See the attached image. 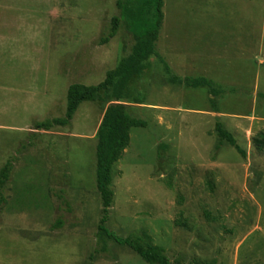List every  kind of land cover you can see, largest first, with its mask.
Instances as JSON below:
<instances>
[{"label":"rangeland","instance_id":"1","mask_svg":"<svg viewBox=\"0 0 264 264\" xmlns=\"http://www.w3.org/2000/svg\"><path fill=\"white\" fill-rule=\"evenodd\" d=\"M117 1L0 0V171L12 163L0 264H149L97 236L96 133L109 103L86 101L70 125L33 128L64 116L71 84H98L132 50L123 26L102 42ZM162 12L159 55L124 99L148 126L131 129L114 166L107 225L163 246L173 264H264V0H163ZM173 77H207L221 92L214 101ZM217 121L247 157L217 148Z\"/></svg>","mask_w":264,"mask_h":264},{"label":"trees","instance_id":"2","mask_svg":"<svg viewBox=\"0 0 264 264\" xmlns=\"http://www.w3.org/2000/svg\"><path fill=\"white\" fill-rule=\"evenodd\" d=\"M117 5L120 14L113 16L110 30L102 38V42H109L123 26L131 39L134 40L132 50L123 55L115 68L108 70L104 80L98 84H71L67 92V107L64 116L36 121L33 128L36 130H51L57 126L70 125L76 111L86 101L97 102L102 100L104 103H109L104 110L103 118L96 133L97 188L103 204L97 236L100 240L106 237L118 244L129 246L149 264H173L163 246L143 241L139 237L119 236L107 225L110 218V208L113 206L115 196L113 189L114 166L123 157L125 149L130 144L131 129L133 127L148 126L145 119L130 114V105L124 99L128 97L130 80L135 75L143 72L150 57L159 55L156 49V41L163 21V0H118ZM124 48L126 49L127 45ZM167 69L170 72L169 66H167ZM171 79L173 81L177 80V82L185 84L187 87H207L214 101L216 93L221 92L216 87L218 85L207 77H173ZM215 129L218 137L217 148L228 143L235 147L243 157H247L246 150L238 144L233 134L222 122L217 121ZM256 142L258 148L264 149V132L259 134ZM167 149H169V144L165 142L159 144L160 167L164 166L161 161L165 159L164 152ZM11 170L12 163L9 161L0 171V195L1 190L10 178ZM175 264L182 263L177 261ZM190 264L212 263L195 261Z\"/></svg>","mask_w":264,"mask_h":264}]
</instances>
